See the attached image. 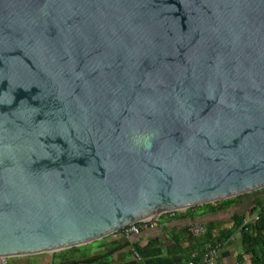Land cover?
I'll use <instances>...</instances> for the list:
<instances>
[{
    "label": "water",
    "instance_id": "water-1",
    "mask_svg": "<svg viewBox=\"0 0 264 264\" xmlns=\"http://www.w3.org/2000/svg\"><path fill=\"white\" fill-rule=\"evenodd\" d=\"M264 192V0H0V256Z\"/></svg>",
    "mask_w": 264,
    "mask_h": 264
},
{
    "label": "crops",
    "instance_id": "crops-1",
    "mask_svg": "<svg viewBox=\"0 0 264 264\" xmlns=\"http://www.w3.org/2000/svg\"><path fill=\"white\" fill-rule=\"evenodd\" d=\"M264 204V192L238 195L235 203L229 207L214 209L216 203L199 205L178 210L174 216L160 214L158 222L152 227L142 228L137 234L124 237L119 234H108L79 247H70L56 251L15 255L7 257L6 264H178L192 259L198 260L209 248L202 241L201 233L193 229L212 223L222 226L224 211L230 208L244 207L245 213L250 207ZM235 212H231L230 217ZM225 226V225H224ZM174 235L182 252H170L163 246L167 238ZM235 233L218 246V260L222 264H237L236 257L241 253V247ZM169 250L176 246L169 243ZM145 254H140L139 250ZM154 248H160V253H149Z\"/></svg>",
    "mask_w": 264,
    "mask_h": 264
},
{
    "label": "trees",
    "instance_id": "trees-1",
    "mask_svg": "<svg viewBox=\"0 0 264 264\" xmlns=\"http://www.w3.org/2000/svg\"><path fill=\"white\" fill-rule=\"evenodd\" d=\"M237 196L214 201L216 206L214 209H219L223 207H229L233 205L237 199ZM211 203H206L203 205H210ZM263 204L253 205L245 213L235 212L230 217V223L225 226L216 227L212 223L206 224L204 226V231L201 233L202 237L199 238L208 244V247H213L216 245H221L223 242L228 240L235 233H238V239L241 247V253L236 257L237 264H264V215L258 213L257 218L243 223L246 215L252 213L254 210L260 208ZM199 206V205H197ZM190 208V207H189ZM167 242H162L163 246L168 249V251L176 253L182 252V249L177 245V238L171 235L167 238ZM169 243H173L176 246L169 250ZM137 250H139L137 248ZM140 254H145L143 251L139 250ZM149 253H160V248H154ZM188 259H192L189 255Z\"/></svg>",
    "mask_w": 264,
    "mask_h": 264
},
{
    "label": "built area",
    "instance_id": "built-area-1",
    "mask_svg": "<svg viewBox=\"0 0 264 264\" xmlns=\"http://www.w3.org/2000/svg\"><path fill=\"white\" fill-rule=\"evenodd\" d=\"M177 211L178 210H170V211L163 212L161 214H165L167 216L172 217L175 215V213ZM258 213H261L264 215V204L260 208L254 210L252 213H250L249 216H246L243 223H246L248 221H251V220L257 218ZM153 225H154V221H151L149 219H143V220H139L137 222H134L132 224H129L125 227H122L119 230L113 232V234H119V235H122L124 237H128L130 235L137 234L144 227H147V226L152 227ZM204 229H205L204 227L198 226V227H195L193 229V231L195 233H203ZM6 262H7V256H0V264H6ZM178 264H222L218 260V245L208 248L204 252L202 257L198 260L188 259L184 263H178Z\"/></svg>",
    "mask_w": 264,
    "mask_h": 264
},
{
    "label": "rangeland",
    "instance_id": "rangeland-1",
    "mask_svg": "<svg viewBox=\"0 0 264 264\" xmlns=\"http://www.w3.org/2000/svg\"><path fill=\"white\" fill-rule=\"evenodd\" d=\"M203 205V204H202ZM237 211H240V212H243L244 211V207L238 205V207H235V208H230V209H227L226 211H224V218H221L220 222L222 224V226L224 225H228L231 221H230V213L231 212H237ZM250 214L246 215V216H249Z\"/></svg>",
    "mask_w": 264,
    "mask_h": 264
}]
</instances>
